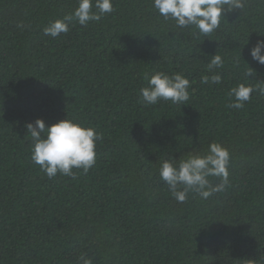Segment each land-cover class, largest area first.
<instances>
[{"label": "trees", "instance_id": "1", "mask_svg": "<svg viewBox=\"0 0 264 264\" xmlns=\"http://www.w3.org/2000/svg\"><path fill=\"white\" fill-rule=\"evenodd\" d=\"M76 6L0 0V264H77L81 253L93 264H264V94L229 106L238 83L264 87V65L249 55L264 40V0L207 36L179 34L152 0H113L87 27L73 20L67 33L44 34ZM214 54L222 82L202 84ZM157 71L192 82L184 105L140 102L144 74ZM66 117L101 134L97 162L49 179L31 162L26 124ZM213 141L230 153L229 184L178 203L161 161Z\"/></svg>", "mask_w": 264, "mask_h": 264}, {"label": "clouds", "instance_id": "2", "mask_svg": "<svg viewBox=\"0 0 264 264\" xmlns=\"http://www.w3.org/2000/svg\"><path fill=\"white\" fill-rule=\"evenodd\" d=\"M247 0H152V7L163 21H172L183 33L188 29L194 35L207 36L220 29L221 21L235 10H242ZM76 7L62 19L51 21L44 27L45 35L55 38L69 32V24L75 20L79 25L87 27L89 22L99 21L113 12V0H76ZM17 27H23L18 24ZM251 60L264 65V40H257L249 49ZM207 69L212 75H203L201 83L219 84L222 76L215 72L224 67V59L220 54L210 56ZM241 59V55H240ZM239 66V60L235 61ZM247 64V63H245ZM248 66V64H247ZM246 77L255 73L248 66ZM147 86L141 87L140 102L145 106H155L161 101H170L175 105H184L190 98L189 88L192 82L182 73L171 75L157 71L151 75L144 74ZM259 91L264 94V87L250 83H238L230 89L234 98L230 107L241 109L251 100V94ZM31 138V162L52 179L58 174L75 177L74 169L86 174L97 162L96 146L101 134L90 125L66 117L54 124L45 126L42 119L26 124ZM230 153L219 142H211L202 153L189 154L186 159L172 157L161 161L159 177L166 183L172 197L178 203H184L189 193H195L202 199L209 198L214 192L223 191L229 184ZM209 177L219 178L213 185ZM77 264H93L86 253L77 257Z\"/></svg>", "mask_w": 264, "mask_h": 264}]
</instances>
